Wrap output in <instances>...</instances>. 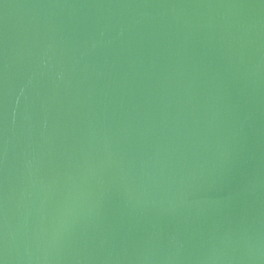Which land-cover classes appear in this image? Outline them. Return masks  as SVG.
Returning <instances> with one entry per match:
<instances>
[{"label": "water", "instance_id": "1", "mask_svg": "<svg viewBox=\"0 0 264 264\" xmlns=\"http://www.w3.org/2000/svg\"><path fill=\"white\" fill-rule=\"evenodd\" d=\"M0 264H264V0H0Z\"/></svg>", "mask_w": 264, "mask_h": 264}]
</instances>
